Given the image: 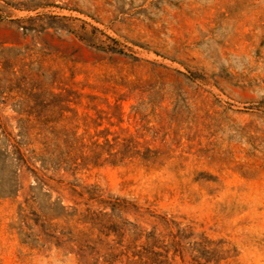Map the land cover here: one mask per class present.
<instances>
[{"label":"rangeland","instance_id":"rangeland-1","mask_svg":"<svg viewBox=\"0 0 264 264\" xmlns=\"http://www.w3.org/2000/svg\"><path fill=\"white\" fill-rule=\"evenodd\" d=\"M61 109L49 126L147 156L21 167L23 114ZM93 187L204 232L209 264H264V0H0V264H82L63 241L85 238L68 206Z\"/></svg>","mask_w":264,"mask_h":264},{"label":"trees","instance_id":"trees-1","mask_svg":"<svg viewBox=\"0 0 264 264\" xmlns=\"http://www.w3.org/2000/svg\"><path fill=\"white\" fill-rule=\"evenodd\" d=\"M23 115L20 138L9 136L8 139L21 167L25 166L34 173L64 169L74 175L84 168L119 165L137 155L147 156L146 151L138 149L131 139L121 141L119 137L110 139L106 136L101 141L99 134L91 135L86 131L79 135L78 130L67 126H49L69 118L63 109L53 113L26 112ZM34 160H40L42 166H34ZM93 188L94 191L88 192L90 207L83 209L81 204L84 202L77 201L68 206L77 222L91 225L84 232L85 238H72L69 234L63 241L77 244L82 264H209L221 259L222 250L218 244L204 232L194 231L196 227H181V222L167 213H156L149 208L141 210L127 200ZM74 190L84 195L83 191ZM92 205L109 206L112 212L94 210ZM131 210L136 215L133 221L124 218V214ZM69 233H73V227ZM186 244H189L190 252Z\"/></svg>","mask_w":264,"mask_h":264}]
</instances>
